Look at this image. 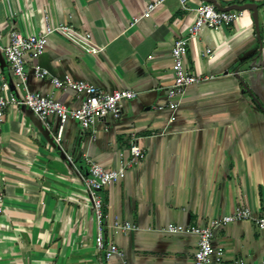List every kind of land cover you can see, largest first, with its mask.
<instances>
[{
	"label": "crops",
	"instance_id": "obj_1",
	"mask_svg": "<svg viewBox=\"0 0 264 264\" xmlns=\"http://www.w3.org/2000/svg\"><path fill=\"white\" fill-rule=\"evenodd\" d=\"M0 0V94L16 89L4 46L13 29L42 32L71 26L104 47L88 54L55 32L38 63L61 78L86 79L104 90L130 88L119 118L82 128L75 120L55 141L59 123L44 126L24 105L8 104L0 126V264H100L99 219L82 175L92 161L109 169L144 157L101 192L108 264H195L198 238L179 225L210 224L242 206L264 214V0ZM212 2L244 16L189 43L185 67L214 78L190 85L177 108L169 100L171 49L188 33L197 8ZM258 9V25L255 10ZM209 50V53H208ZM29 64L27 88L78 107L71 89L53 88ZM130 221L135 230H126ZM223 264H261L264 235L254 219L213 226ZM210 264H218L214 259Z\"/></svg>",
	"mask_w": 264,
	"mask_h": 264
},
{
	"label": "built area",
	"instance_id": "obj_2",
	"mask_svg": "<svg viewBox=\"0 0 264 264\" xmlns=\"http://www.w3.org/2000/svg\"><path fill=\"white\" fill-rule=\"evenodd\" d=\"M167 0H155L149 3V14L157 6ZM189 0H180L183 8H187ZM242 9H222L212 2H204L197 8V17L188 27V33L181 35L173 44L171 56L173 61L172 73L173 81L169 86L168 97L174 108L179 107L188 86L213 79L214 74L195 73L185 67V57L188 53L189 43L196 38L204 29L218 30L223 25H230L244 16ZM55 32L60 33L75 45L80 47L85 53L96 54L104 51V47L94 44L90 33L76 31L71 26L59 25L50 26L42 32H26L23 29H13L11 31L10 42L5 45L6 53L16 89H25L24 94L10 95L7 93L8 83L3 82V93L0 94V126L5 121L6 107L8 104L24 105L28 107L46 127L51 126L50 117L58 118V133L54 137L60 144L63 137V130L69 120H75L82 128L93 126L99 118L112 116L119 118L122 115V103L126 100L135 99L138 93L130 88L115 89L107 91L97 84L86 79H74L70 75L61 78L43 68L38 60L45 52L49 37ZM209 53V50H208ZM33 64V72L36 76L44 78L47 74L51 76L50 82L53 88L68 89L76 92L80 99L78 107L70 106L52 94L43 92H31L27 88L29 64ZM131 160L126 165L119 168L109 169L104 165L92 161L89 166L88 175H82L87 187L90 199L94 204L99 219L98 233L96 235V246L100 251H104V259L100 264H108L111 257L120 253L119 247L115 243L106 245L102 227L103 200L100 192L109 184L119 181L126 175V169L139 162L144 157L140 145L134 142L131 147ZM3 194L0 189V204ZM254 219L257 221L259 229L264 235V214L259 215L252 207L242 206L230 215H225L214 219L210 224L171 227L170 230L179 233L192 234L197 236L198 244L194 253L195 264H210L214 259L218 264H223L224 250L216 247L213 242V226L232 223L237 220ZM126 230H135L136 226L130 221L125 224ZM261 264H264V260Z\"/></svg>",
	"mask_w": 264,
	"mask_h": 264
},
{
	"label": "water",
	"instance_id": "obj_3",
	"mask_svg": "<svg viewBox=\"0 0 264 264\" xmlns=\"http://www.w3.org/2000/svg\"><path fill=\"white\" fill-rule=\"evenodd\" d=\"M254 10H255V21L258 25V9L256 7H254Z\"/></svg>",
	"mask_w": 264,
	"mask_h": 264
},
{
	"label": "trees",
	"instance_id": "obj_4",
	"mask_svg": "<svg viewBox=\"0 0 264 264\" xmlns=\"http://www.w3.org/2000/svg\"><path fill=\"white\" fill-rule=\"evenodd\" d=\"M105 215H106V211H105L104 206H103V219H104ZM103 219H102V222H103Z\"/></svg>",
	"mask_w": 264,
	"mask_h": 264
}]
</instances>
